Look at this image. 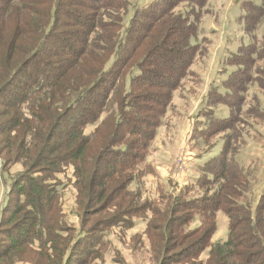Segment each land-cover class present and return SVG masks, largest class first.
I'll use <instances>...</instances> for the list:
<instances>
[{"label":"trees","instance_id":"16d2710c","mask_svg":"<svg viewBox=\"0 0 264 264\" xmlns=\"http://www.w3.org/2000/svg\"><path fill=\"white\" fill-rule=\"evenodd\" d=\"M207 1L0 0V106L4 107L0 109V133L6 134L0 138V155H4L1 166L22 160L28 168L46 160V153L60 150L63 158L76 162L78 194L86 197L85 207L95 197L103 200L107 193L112 199L122 190L124 181L137 178L135 174L145 162L174 91L191 74V66L205 50L199 47V41H204L199 37V24ZM241 9L238 20L249 41L224 59L232 69L219 83L211 82L197 108L198 116H208L201 124H214L220 131L230 127L227 123L231 115L216 118L213 104H225L233 114L240 111L241 96L249 82L264 89V67L257 65L264 62V32L260 38L256 35L264 21V0L261 5L242 0ZM128 11L131 13L124 22L123 14ZM40 86H49V100H56L53 108H61L52 113V104L47 103L43 112L49 115L42 118L35 115L34 105L29 108L30 119L7 117L9 110L24 104ZM109 96L107 118L94 131L97 138L92 133L83 134L87 123L98 125ZM46 120L52 123L45 125ZM101 129L105 131L101 133ZM101 144L90 158L87 149ZM17 150L19 158L13 160ZM221 155L211 161L219 159L225 169L227 157ZM231 166L228 179L247 188L246 176L253 177L254 170L236 163ZM130 172L135 173L129 176ZM260 173L264 179V168ZM22 176L11 180L6 195L5 210L10 205L24 209L23 218L10 217L17 227L13 231L4 229L6 250L11 251L26 246V238L19 232L28 236L36 228V234L43 229L42 235L52 237V241L59 234L58 220L48 216L51 208L45 201V184L26 173ZM226 187L232 194L242 195L237 186L229 183ZM218 195L206 199L209 202L201 212L209 217L223 209L229 219L228 238L211 245L210 258L217 263L218 257L226 254L227 260L264 264V188L254 207L251 201L240 205L225 200L222 192ZM225 201L233 204V209ZM40 217L45 219L42 224ZM209 224L203 230L205 240L215 228L214 221ZM234 234L256 239L253 241L262 252L253 256L238 250L239 238L234 239ZM245 244L253 245L252 241Z\"/></svg>","mask_w":264,"mask_h":264},{"label":"rangeland","instance_id":"374dc122","mask_svg":"<svg viewBox=\"0 0 264 264\" xmlns=\"http://www.w3.org/2000/svg\"><path fill=\"white\" fill-rule=\"evenodd\" d=\"M249 1L262 4V0ZM241 2L207 1L206 12L199 24V37H204V41H199V47L205 50L191 66V74L174 91L171 103L156 127V136L149 145L145 162L139 165L135 174L137 178L128 183L121 178L123 188L112 199H108L107 193L103 200L95 197L85 207L86 197L78 194V178L74 173L76 162L63 158L60 150L46 153V160L34 166L30 164L27 169L22 160L5 166L0 164V264H244L239 258L227 260L226 254L218 257L217 263L214 257L210 258L211 245L228 238L229 219L221 208L209 217L202 214L201 208L209 202L206 199L217 196L218 192L225 194L224 199L228 198L231 203L244 205L251 201V206H256L264 188L260 173L264 168V89L256 82H249L241 96L242 107L233 114L227 105L213 104L216 118L231 115L227 123L229 128L220 131L214 124L206 127L200 121L208 116L197 115V108L211 82L219 83L233 67L223 63L224 59L232 55L239 45L249 41L238 20L242 14ZM130 13L123 14L124 22L128 21ZM263 32L264 21L256 31L257 37L260 38ZM257 65L264 67V62ZM117 85L120 83L116 82ZM47 87L40 86L24 104L9 110L7 117L30 119L29 108L34 105L37 106L36 116H48L43 108L47 103L53 108L56 100L54 97L49 100L50 89ZM108 100L105 111L98 118V125L87 123L83 134L92 133L97 138L94 131L107 118L111 96ZM40 107L41 110L38 109ZM59 108L61 106L53 108L52 113ZM247 109L250 112H246ZM49 123L52 120L45 121V125ZM104 131L101 129V133ZM5 135L0 133V138ZM102 146L94 145L87 149L90 158ZM18 154L19 151L13 160L19 158ZM217 154L220 158L221 154L226 155L228 165L225 169H222L219 159L211 161ZM187 155H193L189 164L184 161ZM3 157L0 155V163ZM231 163L243 169L250 166L254 170L253 177L246 176L249 181L247 188L235 184L232 178L228 179ZM24 173L45 184V201L50 202L51 208L48 216L58 220L56 231L59 234L52 241V237L42 235L43 229L36 234V228L28 236L19 232L22 238H26V246L11 251L6 250L8 244L4 229L13 231L17 223L10 217L23 218L24 209L17 210L10 205L5 210L6 195L11 180L24 177ZM133 173L130 172L129 176ZM229 183L237 186L242 195L229 192L226 187ZM250 187L252 189L248 190ZM48 194H51L50 198ZM231 203H226V206L233 207ZM42 218L39 220L41 224ZM212 221L215 228L205 240L203 230ZM233 238H239V235L234 234ZM253 240L256 239L239 238L237 249L253 256L259 255L262 250ZM246 241H252L253 245H246Z\"/></svg>","mask_w":264,"mask_h":264},{"label":"crops","instance_id":"0c3cea01","mask_svg":"<svg viewBox=\"0 0 264 264\" xmlns=\"http://www.w3.org/2000/svg\"><path fill=\"white\" fill-rule=\"evenodd\" d=\"M215 82V81H214ZM216 83H218V82H216ZM215 109V108H214ZM215 111V110H214ZM216 114V113H215ZM193 155H187L186 157H185V159H184V161L185 162H188V164L189 163H191L192 162V159H191V157H192ZM193 159H195V158H193Z\"/></svg>","mask_w":264,"mask_h":264}]
</instances>
